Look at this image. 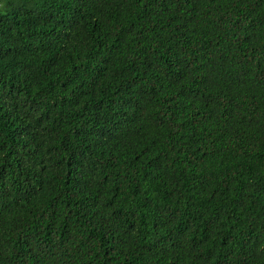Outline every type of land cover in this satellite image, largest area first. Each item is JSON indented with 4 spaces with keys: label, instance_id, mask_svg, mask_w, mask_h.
Wrapping results in <instances>:
<instances>
[{
    "label": "trees",
    "instance_id": "1",
    "mask_svg": "<svg viewBox=\"0 0 264 264\" xmlns=\"http://www.w3.org/2000/svg\"><path fill=\"white\" fill-rule=\"evenodd\" d=\"M0 264H264V0H0Z\"/></svg>",
    "mask_w": 264,
    "mask_h": 264
}]
</instances>
